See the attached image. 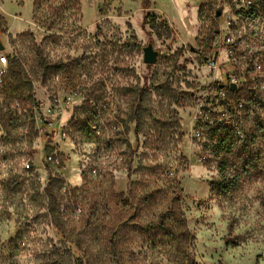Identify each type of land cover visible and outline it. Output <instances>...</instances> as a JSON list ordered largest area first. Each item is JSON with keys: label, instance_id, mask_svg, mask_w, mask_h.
I'll return each mask as SVG.
<instances>
[{"label": "rangeland", "instance_id": "rangeland-1", "mask_svg": "<svg viewBox=\"0 0 264 264\" xmlns=\"http://www.w3.org/2000/svg\"><path fill=\"white\" fill-rule=\"evenodd\" d=\"M233 1L0 0V264H264V0Z\"/></svg>", "mask_w": 264, "mask_h": 264}, {"label": "trees", "instance_id": "trees-1", "mask_svg": "<svg viewBox=\"0 0 264 264\" xmlns=\"http://www.w3.org/2000/svg\"><path fill=\"white\" fill-rule=\"evenodd\" d=\"M153 20V19H151ZM208 142L212 146V153L215 158H219L221 155H227L232 152L237 144V137L231 128L227 126H217L212 128L208 133ZM228 162L226 159H221L218 167L219 179L213 185V191L219 195H227L230 191L236 188V182L226 176V168ZM175 224L184 225L183 219H174ZM149 230H157L164 235L165 238H172L175 236L171 225H169L164 219L163 215H160L157 223H151L146 227ZM180 247V244H178Z\"/></svg>", "mask_w": 264, "mask_h": 264}, {"label": "built area", "instance_id": "built-area-1", "mask_svg": "<svg viewBox=\"0 0 264 264\" xmlns=\"http://www.w3.org/2000/svg\"><path fill=\"white\" fill-rule=\"evenodd\" d=\"M244 1H246V0H235V1H233V3H235V5L238 6V5H241L242 2H244ZM249 16L253 19L252 22H255V20H254L256 17L255 14L251 13ZM250 39L252 40V44L256 46L255 47V53L259 54L260 58H264V32L261 30H258V29H253L252 33L250 34ZM257 48H259V49H257ZM199 63L202 66L206 65L208 68L215 70L216 69V54L201 57L199 59ZM6 66H7L6 58H4L2 56L0 58V87H2L4 85V80H5V76H6ZM258 68L260 69L259 66H258ZM225 77H226V79L228 78L227 79L228 80L227 86L230 87L231 84L236 85V81H235L234 77H231L230 75H225ZM225 89H227V87H223L221 89H218L219 96L223 97ZM229 91H230V88H229Z\"/></svg>", "mask_w": 264, "mask_h": 264}, {"label": "water", "instance_id": "water-1", "mask_svg": "<svg viewBox=\"0 0 264 264\" xmlns=\"http://www.w3.org/2000/svg\"><path fill=\"white\" fill-rule=\"evenodd\" d=\"M219 16H220V12H217L215 14V17L218 18ZM2 49L3 48L0 45V51ZM157 56H158L157 52H155L153 50L151 45H148L147 47L143 48V50H142V60H143V63L145 65H149V66L154 65L155 62H156ZM235 87L236 86L234 84H231L230 87H229L230 91L233 92L235 90ZM220 88H222V87H220Z\"/></svg>", "mask_w": 264, "mask_h": 264}, {"label": "clouds", "instance_id": "clouds-1", "mask_svg": "<svg viewBox=\"0 0 264 264\" xmlns=\"http://www.w3.org/2000/svg\"><path fill=\"white\" fill-rule=\"evenodd\" d=\"M225 223H227V221H225ZM221 228H223V225H221Z\"/></svg>", "mask_w": 264, "mask_h": 264}]
</instances>
